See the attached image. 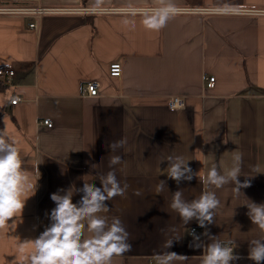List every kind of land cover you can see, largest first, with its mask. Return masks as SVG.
<instances>
[{"label": "crops", "instance_id": "0c3cea01", "mask_svg": "<svg viewBox=\"0 0 264 264\" xmlns=\"http://www.w3.org/2000/svg\"><path fill=\"white\" fill-rule=\"evenodd\" d=\"M38 1L77 10L0 12V264H264V0Z\"/></svg>", "mask_w": 264, "mask_h": 264}, {"label": "built area", "instance_id": "2783aa9c", "mask_svg": "<svg viewBox=\"0 0 264 264\" xmlns=\"http://www.w3.org/2000/svg\"><path fill=\"white\" fill-rule=\"evenodd\" d=\"M37 2H39L38 0H36ZM75 10H71V9H64V8H38V9H9V10H3L1 9L0 12L2 13H9V14H19V15H34L35 18H38L41 14L43 13H55V12H65V11H76ZM82 10H86V9H82ZM29 27L31 28H35V24H29ZM122 74V66L119 62H113L109 65L108 67V75L112 78H119ZM2 76H3V80L5 84H9L12 77L14 76V72L12 69H4L2 71ZM207 80V86H212L214 84V78L213 77H209L206 79ZM83 92L86 96L89 97H96L98 96V84L96 82H88L84 88H83ZM19 99H14L11 101L12 105H15L17 103ZM170 108H176V107H180L182 106V99L181 98H173L170 101L169 104ZM42 124L51 127V122L49 120H43L41 122ZM198 230H196V228H192L190 230V234H194L197 233ZM231 252V248L226 247L224 254H230Z\"/></svg>", "mask_w": 264, "mask_h": 264}]
</instances>
